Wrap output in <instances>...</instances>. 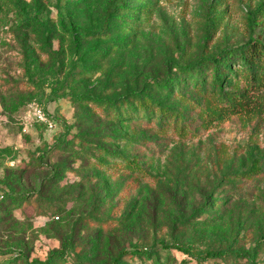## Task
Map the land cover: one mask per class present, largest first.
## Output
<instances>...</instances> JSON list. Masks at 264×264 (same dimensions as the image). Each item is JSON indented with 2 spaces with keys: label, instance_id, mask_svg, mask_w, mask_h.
Wrapping results in <instances>:
<instances>
[{
  "label": "rangeland",
  "instance_id": "rangeland-1",
  "mask_svg": "<svg viewBox=\"0 0 264 264\" xmlns=\"http://www.w3.org/2000/svg\"><path fill=\"white\" fill-rule=\"evenodd\" d=\"M108 2L0 0V260L65 249V264H114L137 250L131 262L264 264V172L247 176L264 167V88L222 119L190 101L193 88L162 90L180 66L264 40V0H129L112 16ZM141 93L186 127L113 121L93 105ZM11 194L37 201L14 208Z\"/></svg>",
  "mask_w": 264,
  "mask_h": 264
},
{
  "label": "trees",
  "instance_id": "trees-1",
  "mask_svg": "<svg viewBox=\"0 0 264 264\" xmlns=\"http://www.w3.org/2000/svg\"><path fill=\"white\" fill-rule=\"evenodd\" d=\"M127 1L129 0H109L107 15L112 16L120 12ZM237 76H241L246 82L245 90L240 87ZM175 79L176 82L173 83L172 80L164 82L165 85L162 86V90L172 95V98L186 99L185 92L193 88L195 95H192L190 101L197 107H202V102H206L209 105L207 113L211 118L222 119L225 114L231 115L241 112L248 107L247 102H251L248 96L250 92L247 91L264 88V40L251 36L246 43L230 51L215 54L191 67L180 66L179 75ZM80 97L88 99L90 96L82 94ZM211 104H216V106H213L212 109ZM93 105L97 111L105 114L113 121L134 120L137 123L155 125L160 131L176 130L180 125L184 128L188 123V118L184 112L172 111L163 107L159 101L154 99V96L147 93L133 94L125 98L108 101L96 99L93 101ZM156 114L157 117H155ZM99 149L101 154L108 153L112 157L117 153L107 148ZM115 160H117L114 163L115 166L122 167L130 173L141 174L144 171L136 159ZM103 164L100 162V165L103 166ZM106 167L109 168V166ZM262 172H264V167L260 162L254 161L247 176L252 177ZM4 197L3 195L2 198ZM9 199H12L11 206L15 208L22 204L24 206L35 203L37 196L32 198L26 195L11 194ZM222 201L223 199L217 198L213 205L215 206ZM203 208L207 210L209 204ZM259 244H264V236L260 238ZM181 249L187 251L185 248ZM66 250H69V247ZM224 254L225 252L220 251L212 252L207 253L206 257L216 258ZM68 255L65 253V249H60L58 253H54L48 260L39 262V264H65ZM139 255L141 253L137 250L132 252L124 250L115 259L114 264H146L144 261L135 263L129 260L137 258ZM0 264H29L28 256L18 253L7 258L5 262L0 260Z\"/></svg>",
  "mask_w": 264,
  "mask_h": 264
},
{
  "label": "built area",
  "instance_id": "built-area-1",
  "mask_svg": "<svg viewBox=\"0 0 264 264\" xmlns=\"http://www.w3.org/2000/svg\"><path fill=\"white\" fill-rule=\"evenodd\" d=\"M35 116L37 117V120L46 124L47 126H49V128H54L55 124L53 122V120L51 119V117H49L44 111L43 109H37L35 111ZM2 118L0 117V128L2 126Z\"/></svg>",
  "mask_w": 264,
  "mask_h": 264
}]
</instances>
